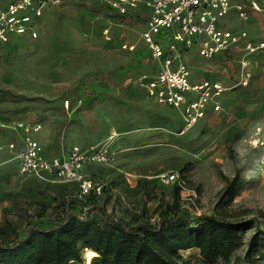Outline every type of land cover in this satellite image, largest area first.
Instances as JSON below:
<instances>
[{
    "label": "rangeland",
    "instance_id": "1",
    "mask_svg": "<svg viewBox=\"0 0 264 264\" xmlns=\"http://www.w3.org/2000/svg\"><path fill=\"white\" fill-rule=\"evenodd\" d=\"M110 23L124 27L115 28L114 39L107 41L103 29ZM137 24L103 5L68 2L49 11L37 39L0 46L1 117L41 122L39 138L47 148L110 141L112 160L87 166L84 173L103 186L96 204L118 217L132 223L155 220L156 206L172 203L176 185L162 175L176 172L184 181L182 215L230 218L250 210L246 217L255 218L264 231V52L252 60L246 86L240 80V59L189 57L195 80H220L228 91L220 112L208 110L183 133L182 108L154 104L139 85V74L149 69L144 54L130 59L119 48L129 36L139 38ZM67 99L68 110L63 105ZM2 134L4 142L19 133L7 129ZM237 173L235 195L222 198V189ZM40 191L51 197L77 195L78 187L21 176L12 156L0 154V228L12 224L22 230L29 221L45 226L36 217ZM255 231L243 235L230 262L214 264H236ZM181 255L204 264L198 249Z\"/></svg>",
    "mask_w": 264,
    "mask_h": 264
},
{
    "label": "built area",
    "instance_id": "2",
    "mask_svg": "<svg viewBox=\"0 0 264 264\" xmlns=\"http://www.w3.org/2000/svg\"><path fill=\"white\" fill-rule=\"evenodd\" d=\"M69 0H7L0 8V46H7L21 39L40 36V19L44 12ZM100 2L125 16L129 10L144 3L150 9L142 40L153 60L159 66L155 76L142 74L139 82L147 89L148 96L157 104L182 108V132L194 128L206 117L209 107L216 113L222 109L221 98L228 87L220 80H203L192 83V72L184 59L186 51L197 48L199 55L213 59L221 53L241 50V83L246 86L251 75V62L264 50V41L249 38L247 30L238 32L224 27L223 20L232 12L238 19L248 21L263 12L261 0H100ZM109 39V30L104 31ZM133 51L134 45H123ZM66 108L70 106L67 100ZM0 129L20 134L21 145L14 141L0 143V153L11 152L16 160L18 173L48 183H74L79 198L93 193L102 194L103 186L88 178L84 170L94 164H106L114 157L110 141L88 146L73 145L63 156L44 153L35 135L43 129L41 122L25 120L5 121L0 115ZM165 182H175L180 188L184 181L178 173L164 174Z\"/></svg>",
    "mask_w": 264,
    "mask_h": 264
},
{
    "label": "trees",
    "instance_id": "3",
    "mask_svg": "<svg viewBox=\"0 0 264 264\" xmlns=\"http://www.w3.org/2000/svg\"><path fill=\"white\" fill-rule=\"evenodd\" d=\"M239 178L237 173L227 181L222 198L235 195ZM180 191L176 184L172 203L156 206L155 220L136 223L98 206L93 193L51 197L40 191L36 217L46 225L29 221L22 230L12 224L0 228V264H88L86 249L97 254L89 264H192L181 255L190 249L199 250L204 264L230 262L243 235L254 228L236 264L264 263V231L255 218L246 217L250 210L230 218L202 214L191 219L182 215Z\"/></svg>",
    "mask_w": 264,
    "mask_h": 264
},
{
    "label": "crops",
    "instance_id": "4",
    "mask_svg": "<svg viewBox=\"0 0 264 264\" xmlns=\"http://www.w3.org/2000/svg\"><path fill=\"white\" fill-rule=\"evenodd\" d=\"M6 1L7 0L4 1L3 5L0 8H2L5 5ZM68 2H77V3H81L83 5H89V6L90 5H98V6H102L103 5V6H106V5L102 4L100 2V0H69V1L65 2L64 4H66ZM64 4H62V5H64ZM261 4H262V6L264 8V0H261ZM62 5H60V6H62ZM56 7H59V6L50 7V8H48L44 12L42 18L40 19V31H41V28L43 26V21H44L45 16L49 13V11H51L52 9H54ZM106 7H108V9L111 12H114L118 16H121L123 18H128V17L135 18L137 20V22H138L137 27L139 29H141V32L139 33V38L137 40L132 41V40H130L131 39V36H129L128 38H130V39H125L124 41H121L120 42L119 48L121 49L122 52H126L127 55H128V57L130 59H138V58L140 59L141 58L140 53H143L144 55L142 57L144 58V60H147L149 62V66H148L149 69L146 70V71L141 72L139 74V77L142 74H148L149 76H155L159 72V66L156 63V61L152 59L149 50L146 48V46H145V44H144V42L142 40V34L146 30V27H147V21H148L149 15H150V9L147 8L144 3H140L138 8L131 9V10H129V12H128L127 15L122 16L117 11L111 9L109 6H106ZM255 22H257V24H256L257 28H255ZM222 25L224 27L230 28V29H232V30H234L236 32H238L240 30H247L250 39L255 40V41H259V40H263L264 41V39H263V36H264V10H263V12H260V13H258L256 15H254L248 21H242V20L238 19V17L236 16V14L234 12H232L228 17H226L223 20ZM117 27H124V26L122 24H118V23H110L108 26H106L103 29V34H104V31L106 29L109 30V39H107L106 36L104 35V37H105V39L107 41H112L114 39V37H115L114 36L115 35L114 34V30ZM136 29L137 28H134V30H131V31L136 32ZM255 30H256V32H258L257 30H260V31H259V33H256ZM255 33L256 34H259V36L255 35ZM24 39H28V38H24ZM24 39H21V40H19L17 42H20V41H22ZM17 42H15V43H17ZM125 44L134 45L135 46V49L133 51H131L129 49H125V48H123V45H125ZM262 52H264V50L260 51L256 56L263 57ZM194 56L197 57L198 59L202 58L199 55L197 48H193V49H190V50H188V51L185 52L184 59H185V61L187 62L188 65H189V63H188L189 57H194ZM256 56H254V58H256ZM223 57H228L230 59H234V58L240 59V57H241V50L238 49V50H234L233 52H226V53L218 54L212 60H214V59L215 60H220ZM189 67L191 69V66L190 65H189ZM191 72H192V76H191L192 83H198V82L203 81V80H200V81L195 80L192 69H191ZM139 77H138V81H139ZM223 83H225V82H223ZM139 85L144 90L147 98H149L151 100V102H153L154 104H156L158 106H162V105L157 104L152 98H150L148 96L147 89L141 83H139ZM67 100H65V101H67ZM68 101L70 102V100H68ZM64 102H63V105H64ZM221 103H222V101H221ZM64 108H66L65 105H64ZM69 108H70V106L68 108H66V109L68 110ZM208 110H212V108L209 107ZM17 120H21V119H17ZM183 127H184V123H183ZM6 130L7 129H0V134L6 132ZM43 130H44V126H43V129L39 133H37L35 135V138L41 143V145L43 146V149H44V153L46 155H48V156H51V155L63 156V155H65L70 150V148L73 145L88 146V145H92V144L99 143V142H85V143L77 142V143L72 144L68 149H64L62 147H60V148H47L45 146V144L39 138V135L43 132ZM10 131H12V130H10ZM13 132H15V131H13ZM3 137L4 136H2L0 138H3ZM9 141L16 142V144L18 146L21 145L20 135L19 134H18V137L16 139H5L4 142H2L0 140V143L6 144ZM0 154L1 155H9V156L11 155L12 156V153L11 152H8V151H5L4 153H0Z\"/></svg>",
    "mask_w": 264,
    "mask_h": 264
},
{
    "label": "bare ground",
    "instance_id": "5",
    "mask_svg": "<svg viewBox=\"0 0 264 264\" xmlns=\"http://www.w3.org/2000/svg\"><path fill=\"white\" fill-rule=\"evenodd\" d=\"M95 255L97 254L92 250L85 251L86 260L88 259L89 261H91Z\"/></svg>",
    "mask_w": 264,
    "mask_h": 264
},
{
    "label": "water",
    "instance_id": "6",
    "mask_svg": "<svg viewBox=\"0 0 264 264\" xmlns=\"http://www.w3.org/2000/svg\"><path fill=\"white\" fill-rule=\"evenodd\" d=\"M86 251H87V249H86ZM86 257V256H85ZM91 261H89L88 259H87V263L89 264Z\"/></svg>",
    "mask_w": 264,
    "mask_h": 264
}]
</instances>
